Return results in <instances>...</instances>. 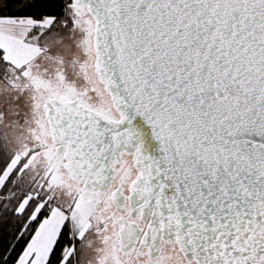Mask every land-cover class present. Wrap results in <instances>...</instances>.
<instances>
[{
  "label": "snow or ice",
  "instance_id": "snow-or-ice-1",
  "mask_svg": "<svg viewBox=\"0 0 264 264\" xmlns=\"http://www.w3.org/2000/svg\"><path fill=\"white\" fill-rule=\"evenodd\" d=\"M0 264H264V0H0Z\"/></svg>",
  "mask_w": 264,
  "mask_h": 264
}]
</instances>
